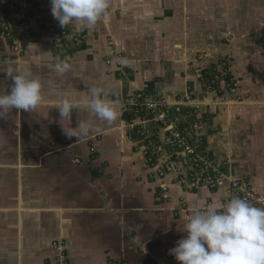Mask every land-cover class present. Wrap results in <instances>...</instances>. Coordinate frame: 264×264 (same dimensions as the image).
Here are the masks:
<instances>
[{
    "label": "crops",
    "instance_id": "crops-1",
    "mask_svg": "<svg viewBox=\"0 0 264 264\" xmlns=\"http://www.w3.org/2000/svg\"><path fill=\"white\" fill-rule=\"evenodd\" d=\"M16 1L24 13L44 5ZM107 12V24L85 29L78 42L55 47L31 21L34 30L15 38V49L0 51V94L12 87L8 67L27 62L45 81L77 90L81 105L72 121L60 120L58 97L46 91L35 110L0 118V264H57L59 244L67 264H178L169 250L186 235L181 205L206 207L205 188L173 183L175 196L159 200L147 146L123 112L146 85L169 99L188 76L198 90L199 67L226 68L234 81L199 116L205 140L195 145L227 166L219 188L206 190L222 200L231 181L243 180L264 195V0H110ZM57 60L71 65L62 77L51 70ZM89 88L102 89L119 117L69 138L62 127L92 119L84 107Z\"/></svg>",
    "mask_w": 264,
    "mask_h": 264
},
{
    "label": "clouds",
    "instance_id": "clouds-1",
    "mask_svg": "<svg viewBox=\"0 0 264 264\" xmlns=\"http://www.w3.org/2000/svg\"><path fill=\"white\" fill-rule=\"evenodd\" d=\"M50 4L52 16L61 28L92 30L106 14L110 0H50ZM51 70L62 77L71 65L57 60ZM7 75L12 79V87L7 94H0V118L10 109L35 110L46 103V91L58 97L56 109L60 120L72 121L73 109L81 107L77 90L65 92L51 80L45 81L30 63L20 69L10 65ZM102 96V89L89 88L84 107L92 119L79 121L75 128L71 124L62 127L67 137H76L77 129L87 132L96 120L111 125L118 119L117 109ZM200 198L208 201L206 207L190 201L191 214L184 217L186 235L169 250L178 264H264V207L237 196L224 202L206 189H202Z\"/></svg>",
    "mask_w": 264,
    "mask_h": 264
},
{
    "label": "rangeland",
    "instance_id": "rangeland-1",
    "mask_svg": "<svg viewBox=\"0 0 264 264\" xmlns=\"http://www.w3.org/2000/svg\"><path fill=\"white\" fill-rule=\"evenodd\" d=\"M2 1L9 2L7 6L10 7L12 5L20 6V2L16 0ZM44 1L46 2L47 0H43V4L46 7L43 5L41 7V10H37L36 8L32 9V7H29L28 11H26L34 12V10H36V15L38 17L37 22L46 21L48 15L46 14V11H49V7L44 3ZM37 6L38 5L36 4L35 7ZM109 14V12H106L104 17L100 21L102 24H107ZM50 17L54 19L53 16H49V18ZM80 31L81 34H83L85 29ZM110 47L118 48V46L114 45L113 43L110 44ZM115 55L118 57L123 54L122 51L118 49L117 51H115ZM202 56H204V54H202ZM206 71L202 70L201 67H199L197 70L195 80L198 84V90L193 89L192 85L187 82L188 76H185L184 81H182L183 85L180 88V92H176V94L174 95L169 94L172 99H170V97L169 99L167 97H165L164 99L163 96H159L157 93H154L151 89H149V91H151L149 92L150 94L148 96V102L150 104L149 112L137 111V115H133L135 114V112L131 111L130 107H124L125 112L123 113L124 116L128 119L129 123L133 121V118H136V121H134L133 124H135V126L142 125L144 127L142 130L137 129L136 131L132 128V126L134 125L129 124L131 132L143 138V143H145L147 146L145 147V151L149 156L148 159L156 161L160 170L162 172H164L165 170L166 172V174L162 176L158 171L156 176V179L159 180L157 187L158 189H156L159 196L158 199L163 203L170 201L171 196H175V189L177 187L174 186V192L171 191L173 188L172 186L174 185L173 183L177 184L182 178L185 180L186 185L184 186L196 192L201 189V186L202 188H209L211 190L219 188V183L221 182L220 177L222 175V172H224V169L227 168L225 164L220 163L214 158H211L206 153V151L200 149L198 145H196V148L198 150V153L196 154L198 156H195L196 154L194 155L186 149L188 141H194V143L198 144L199 142L205 140L203 129L206 125V118L203 117L204 119H199L202 111L206 109L207 105H211L210 103L214 102L215 99H220L223 93L230 94L234 86L233 85L227 92H217L216 94L210 92L203 87L202 82L199 78L201 75H204V72ZM156 100L164 102L166 107L171 110L170 114H161L159 112L160 105H157ZM164 109L166 112V108ZM146 114L148 115L146 116ZM140 115L145 121L139 118ZM160 144H165V146L167 147V151L165 153L162 152L163 149L159 146ZM174 144L176 145L177 150L173 149ZM180 152L184 153L181 155ZM172 153L173 155L170 157V154ZM164 163L170 165L172 169L171 173H169V171L167 170V164ZM204 164L205 171H203V174L200 177L198 175H200L201 173H199L197 170L201 168L202 165L204 166ZM149 172L151 173V171ZM192 177H196L195 180H193ZM149 178L153 179L150 175ZM180 201L182 202L183 199H180Z\"/></svg>",
    "mask_w": 264,
    "mask_h": 264
},
{
    "label": "built area",
    "instance_id": "built-area-1",
    "mask_svg": "<svg viewBox=\"0 0 264 264\" xmlns=\"http://www.w3.org/2000/svg\"><path fill=\"white\" fill-rule=\"evenodd\" d=\"M40 2H43V0H40ZM9 2L6 1H0V51L2 49H6L11 47L12 49L16 48V45L13 43H17L15 41V38H21L24 35L27 34V32H32L34 30L33 25L31 21L35 22L37 34H39L41 37L46 36V34L50 35V40L52 44L55 47H60L62 43L68 42L67 38H70L72 42H78L79 39H81L82 34L80 30H77L76 28L72 27L71 30L68 31L66 28H61L59 26V23L57 20H53L52 18H49L48 21H39L37 22V13L36 12H23L21 9V6L12 5L7 6ZM18 3V2H15ZM35 4V1L33 2ZM36 5V4H35ZM12 45V46H11ZM10 49V48H9ZM200 80L202 82V85L204 88L209 90L210 92L216 94L217 92H226L231 89V87L234 85V81L231 78L230 71L226 68H222L218 71L213 72H206L204 75H201ZM150 87L148 85L144 86L141 91H138L135 93V95L132 97V99H129L126 101V106L131 108V111H134L137 115V111L142 112H149V91ZM157 105H160L159 112L161 114H170L171 110L166 107L164 102H160V100H156ZM155 101V102H156ZM166 108V112L165 109ZM148 114H146L147 116ZM139 118L143 120V117L140 115ZM162 120V119H161ZM134 121H136V118H133V121L130 122V124H133ZM145 121V120H143ZM162 122V121H161ZM145 123V122H144ZM132 126L133 130L136 128L138 130H142L144 127L142 125L133 124ZM174 150L176 149V145L173 146ZM187 151L190 153H193L194 155L198 153V150L196 148V145L194 141H188L186 146ZM172 152V151H171ZM188 152V153H189ZM181 153V152H180ZM184 153V152H183ZM181 153V155L183 154ZM189 153V154H190ZM173 155L170 154V157ZM191 155V154H190ZM195 156H198L197 154ZM149 160L150 165V176L154 179L157 176L158 171L162 176L166 174L165 170L162 172L156 163V161L152 159ZM165 161V160H163ZM162 161V162H163ZM167 164V163H164ZM204 166L202 165L201 168H199L197 171L201 173L200 176L203 174V171H205ZM162 168V167H161ZM163 169V168H162ZM167 170L169 173H171L172 169L170 165L167 164ZM196 177H192L193 180H195ZM179 184L181 186L186 185L185 180L182 178L179 181ZM186 187V186H184ZM166 190V189H165ZM216 190V189H215ZM225 197L222 199V201L226 202L227 200L231 199L234 196L241 197L244 199H247L250 203H252L256 207H264V195H260L256 189H254L250 184L243 180H234L231 181L230 184L227 186L225 191ZM180 210L185 213V215L191 214V209L188 208L185 204L181 205ZM59 249L58 258H57V264H67L66 256L64 254L63 245L59 244L57 245ZM109 264H126L123 261L119 262H111ZM138 264H151L147 261H141Z\"/></svg>",
    "mask_w": 264,
    "mask_h": 264
},
{
    "label": "trees",
    "instance_id": "trees-1",
    "mask_svg": "<svg viewBox=\"0 0 264 264\" xmlns=\"http://www.w3.org/2000/svg\"><path fill=\"white\" fill-rule=\"evenodd\" d=\"M134 130H136L137 131V129L135 128ZM149 167H150V165H149ZM184 187V186H183Z\"/></svg>",
    "mask_w": 264,
    "mask_h": 264
}]
</instances>
